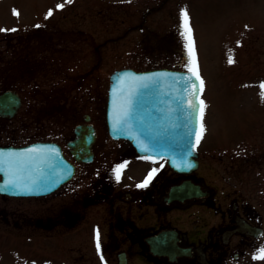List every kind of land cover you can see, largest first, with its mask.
<instances>
[{
  "label": "rangeland",
  "instance_id": "rangeland-1",
  "mask_svg": "<svg viewBox=\"0 0 264 264\" xmlns=\"http://www.w3.org/2000/svg\"><path fill=\"white\" fill-rule=\"evenodd\" d=\"M184 10L189 13L199 74L204 81L205 133L199 150L205 165L213 163L222 168L220 157L229 139L245 140L257 122L264 123L260 87L264 73L253 64L256 58L264 60V0H0V43H16V37L35 32L38 35L31 41L39 44L30 81H18L12 75L22 68L26 73L31 64L25 61L20 67L14 56L3 54L0 71L8 70L10 76L0 78V91L6 89L5 84L24 93L20 119L29 130L38 125L41 137H49V129L56 123V130L73 128L85 113L97 119L105 134L109 77L114 70H146L162 64L188 69L186 42L181 35ZM98 46L100 62L95 52ZM11 48L14 51L16 46ZM55 52L61 64L49 58ZM80 52L86 56L80 59ZM230 58L234 63H229ZM7 61L10 63L4 64ZM68 62L74 69L72 78L64 67ZM182 64L186 66H177ZM90 70L93 73L82 79ZM60 114L69 118L67 124L63 117L53 122L52 115L57 118ZM17 127L16 120L1 124L0 142H26ZM155 169L135 160L120 175L123 184L138 188ZM53 201L59 204L56 211L60 217L63 201ZM50 202V197L0 196V264H69L62 233H72V239H79L86 229L96 234L94 226L83 225L59 231L50 221ZM262 211L264 214V208ZM259 245L236 264H264V259L255 258L264 248V236Z\"/></svg>",
  "mask_w": 264,
  "mask_h": 264
},
{
  "label": "flooded vegetation",
  "instance_id": "flooded-vegetation-1",
  "mask_svg": "<svg viewBox=\"0 0 264 264\" xmlns=\"http://www.w3.org/2000/svg\"><path fill=\"white\" fill-rule=\"evenodd\" d=\"M33 38L27 41L20 36L16 43H0V61L6 54L21 66L25 61L31 64L26 73L17 74L18 81L33 79L30 69L39 54V44L31 41ZM12 46H16L14 51ZM254 61L261 65L258 59ZM23 106L24 100L14 119L0 115V124L18 121V133L26 142L13 139L0 142V146L58 143L74 164L75 173L52 194L34 198H51L50 221L55 227L79 224L94 226L96 234L99 232V251L96 234L88 229L79 239L62 234L69 264H236L259 246L264 236L263 122H257L245 140L229 139L220 157L222 168L205 165L200 154L198 168L185 174L174 171L167 160L151 161L139 155L128 140L111 138L108 129L102 133L90 113L83 114L73 128L56 130V123L49 129V137H41L38 125L30 130L24 126L20 119ZM52 116L53 122L61 117L63 123L69 121L65 115ZM109 142L115 145L108 147ZM135 160L156 167L147 187L132 188L123 184L121 175L116 178V169L127 168ZM210 176L215 178L208 180ZM183 184L187 185L181 189ZM55 198L63 201L60 217Z\"/></svg>",
  "mask_w": 264,
  "mask_h": 264
},
{
  "label": "water",
  "instance_id": "water-1",
  "mask_svg": "<svg viewBox=\"0 0 264 264\" xmlns=\"http://www.w3.org/2000/svg\"><path fill=\"white\" fill-rule=\"evenodd\" d=\"M191 75L186 71L166 68L115 71L110 77L107 108L111 135L115 138L129 139L140 154H146L151 158H168L177 171L184 173L193 171L197 166L193 157L197 147L195 138L199 133L200 122L197 111L187 107L189 99L197 108L199 106L197 97L190 95V84L185 81V78ZM196 83L198 89L199 82ZM202 94L199 95V99H202ZM129 98L131 111L126 118H123L122 114ZM19 106L20 98L13 92L8 91L0 95L1 114L13 116ZM117 119H123L119 124V131L114 130V122ZM145 147L147 151L143 150ZM31 148L44 151L23 158H8L10 161H15L10 167L13 178L31 190L18 194L0 191L2 194L43 195L52 192L71 177L73 167L69 166L58 146L54 144L3 148L0 153H26ZM4 159V156H0V161ZM21 160L24 161L23 166ZM0 175L2 176L0 186H3L9 179V171L0 170Z\"/></svg>",
  "mask_w": 264,
  "mask_h": 264
},
{
  "label": "snow or ice",
  "instance_id": "snow-or-ice-1",
  "mask_svg": "<svg viewBox=\"0 0 264 264\" xmlns=\"http://www.w3.org/2000/svg\"><path fill=\"white\" fill-rule=\"evenodd\" d=\"M68 2L70 3L71 0H68ZM58 7H60L61 9L64 7V5H59ZM16 15H19L18 13H14ZM52 12L50 11L48 13V16H51ZM37 27H39V25H37ZM6 31V30H5ZM12 31H15V29H13ZM181 35L183 36L186 44V49H187V56H188V60H189V66H188V72L191 73L192 75L190 77H186L185 81L186 83L190 84V88H191V92L190 95L193 97H197L198 100V108L197 106L193 103V101L191 99H189L187 101V107L190 109H193L194 111H197L198 113V119H199V133L196 135L195 138V144L198 145L200 142V139L203 137L204 134V125H203V116H204V109L206 108V105L204 104V101L202 99H199V95L203 93L204 90V81L203 79L200 77L199 74V67H198V63L196 60V53H195V43L194 40L192 39V28H191V24H190V17H189V13L187 12V10H184L182 12V32ZM229 63H234V61L230 58L229 59ZM194 78V79H193ZM145 79H150V78H145ZM121 81L123 82V78H121ZM199 82V88L197 89V83ZM147 86V85H145ZM261 89H262V99H264V83H262L260 85ZM131 111V99L129 98L126 104V107L123 111V118H126L129 113ZM123 122V119H117L114 122V130L119 131V124ZM143 150L147 151V148L145 147ZM44 151L43 149H37V148H31L29 149L26 153H0V156H4L5 159L0 161V170H5V171H9V179L5 181V183L3 184V186H0V191H11L13 194H18L20 192H25V191H30L31 189L27 186L22 185L21 183H19V181L15 178H13V176L11 175V171H10V167L12 163H15V161H10L8 158L10 157H26L29 154H33V153H38V152H42ZM21 166H23L24 161L21 160L20 161ZM125 167V166H121L120 168L116 169V178L117 180L120 179V172L121 169ZM155 175V170H153L152 173L149 174V176L145 179L144 183H142L141 185H138V187H147L148 184L151 182V180L153 179ZM96 243H97V249L99 251L100 249V237H99V232L97 231L96 234ZM256 259H264V248L260 249L259 253L257 254V256L255 257Z\"/></svg>",
  "mask_w": 264,
  "mask_h": 264
},
{
  "label": "trees",
  "instance_id": "trees-1",
  "mask_svg": "<svg viewBox=\"0 0 264 264\" xmlns=\"http://www.w3.org/2000/svg\"><path fill=\"white\" fill-rule=\"evenodd\" d=\"M181 67H183V66H181Z\"/></svg>",
  "mask_w": 264,
  "mask_h": 264
}]
</instances>
